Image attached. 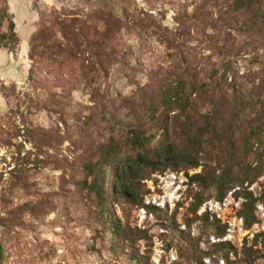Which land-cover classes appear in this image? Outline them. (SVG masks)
Listing matches in <instances>:
<instances>
[{
  "label": "rangeland",
  "instance_id": "obj_1",
  "mask_svg": "<svg viewBox=\"0 0 264 264\" xmlns=\"http://www.w3.org/2000/svg\"><path fill=\"white\" fill-rule=\"evenodd\" d=\"M232 2L0 0V264H264L254 245L264 206L246 229L239 187L204 200L205 223L189 211L197 187L185 170L147 168L136 192L143 205H112L114 234L78 183L98 186L103 176L111 190L112 166L98 176L87 166L128 130L170 122L159 102L175 84L187 93L208 84L194 106L216 111L220 133L204 137L197 155L219 161L239 150L256 102L264 106V24L254 14L264 0L239 11ZM189 119L193 134L196 113ZM263 183L264 174L247 188L257 195Z\"/></svg>",
  "mask_w": 264,
  "mask_h": 264
},
{
  "label": "trees",
  "instance_id": "obj_2",
  "mask_svg": "<svg viewBox=\"0 0 264 264\" xmlns=\"http://www.w3.org/2000/svg\"><path fill=\"white\" fill-rule=\"evenodd\" d=\"M253 1L255 0H233V9L239 11L241 9L239 5L251 6ZM254 14L260 16V21L264 24V10L259 8L254 11ZM8 29L11 37H17L14 21H9ZM3 39L5 38L2 37ZM208 91L207 83L194 86V91L191 90L189 93L183 89L182 84H175L172 94L159 102L162 107L159 116L168 117L173 112L170 122L166 119L158 120L152 124V128L128 130L121 146L116 148L115 145H109L98 154L94 164L87 166L89 170H95L96 176L100 174V171L101 175L103 174L104 167L112 166L109 171L110 191L106 188L103 176L98 186L95 181L90 183L79 181L78 183L79 187L87 189L88 194L94 192V197L91 199L92 207H89L88 211L98 214V220H101L114 234L121 233V225L119 220H115L111 207L120 202L143 205L136 192L139 189L141 176L147 168L152 171H162L166 168L173 171L185 170L187 185L190 188L193 185L197 187L189 207V211L197 220L208 222V214L205 212L197 215V210L209 195L220 202L231 189L239 187L233 193L236 198L241 197L244 200L239 211L244 226L247 229L256 222L254 211L257 204L264 206V188L255 195L247 186L255 183L264 174V106L260 100L256 102L255 108H258L255 114L256 123L240 141L238 151H234L236 148L234 147L219 161L216 160V156L212 160L209 157L202 158L197 155L199 152L197 147L201 146L203 138L208 135L216 137L220 133L219 120L214 116L216 111L214 110V114L210 111L200 112L194 106L198 104L197 101L201 95L195 96L196 98H193V95L197 92L203 95ZM191 113H196L198 119L197 128L194 129L193 134L190 130L192 124L189 115ZM171 134L176 135V138L172 140ZM176 141L183 143V146ZM184 145H188L189 148L186 149ZM120 152L126 153L120 158L118 156ZM198 167H201L200 172L187 173L190 168ZM214 230L216 234L220 233L216 225ZM257 241L264 248V233L255 236L254 245ZM246 251L250 254L259 252L252 248H247L244 252Z\"/></svg>",
  "mask_w": 264,
  "mask_h": 264
}]
</instances>
